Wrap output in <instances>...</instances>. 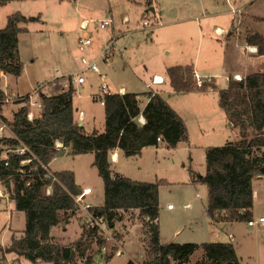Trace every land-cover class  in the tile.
I'll return each instance as SVG.
<instances>
[{
    "label": "rangeland",
    "instance_id": "obj_1",
    "mask_svg": "<svg viewBox=\"0 0 264 264\" xmlns=\"http://www.w3.org/2000/svg\"><path fill=\"white\" fill-rule=\"evenodd\" d=\"M178 1L190 7H185L183 12H190L185 15L192 18L184 22L185 24L180 23L175 26H164L167 18L163 15L158 20L153 19L148 10L147 0L7 2L0 7V29L5 27L7 17L13 13L18 12L26 18V21L20 24L26 30L18 35L17 49L18 60L23 64V69L20 75L9 78L11 83L9 89L16 92L18 90L31 92L38 83L49 82L58 74L74 76L80 73L84 65L78 59L80 52L77 44L82 34L80 25L85 20L89 22L86 31L92 36V43L88 46L85 55L89 60L96 62L99 72L85 70V81L80 85L71 81L76 88L72 103L77 122L83 126L85 132L90 133L93 130L103 132L104 108L99 99L93 98L94 94L98 93L100 84L106 83L114 92L119 87H124L128 92L144 93L147 91L144 83L149 81L153 74L167 77L169 62L178 60L183 63L177 65L182 64L186 68L193 64L195 55L202 61L205 57L204 53L212 56L216 52L224 60L223 63L218 66L210 58L206 62L208 70L215 74L216 89L194 88L188 92L175 91V93L167 88L160 91L157 85L152 86L155 90L159 89L168 106L183 119L186 138L181 139L174 147H168L160 142L158 146L142 148L137 155L121 156L117 162L110 165V168L113 172L122 173L133 180L158 183L159 215L156 223L160 243L201 244L210 241H228L233 243L240 264H264V222H257L251 226L247 224V220L213 224L206 211L208 188L200 180V176L206 171V149L223 146L239 138V127L230 125L226 112L219 104L218 89L227 87L228 81L236 80L232 77L224 79V75H231L234 72L249 74L264 71V55H251L243 48L246 32H258L264 35V0H234L230 7L222 0ZM200 5H205L206 11L211 14L210 22L216 19L215 25L226 27L225 35H228L233 21V26L237 28L235 36L229 38L217 36L206 28L204 23L208 18H202V12L206 11L201 9ZM142 7L145 17L137 16L136 10L131 13L129 11L140 10ZM106 13L112 20L104 29H99L98 21L104 19ZM123 14L130 16L128 24H121ZM144 19L153 24L151 30L149 26L140 29ZM173 28L182 32L183 39L179 35L174 41L165 40L168 32L171 33L170 30ZM176 41H179V44ZM105 46L107 48L103 50ZM166 46L170 49V53L166 50ZM196 68L200 70L198 65ZM46 91L50 93L52 89L46 88ZM143 99L145 101L146 96H143ZM8 107L12 108V114L9 115L11 121L19 105L15 103ZM6 127L3 131L4 136H13L10 126L6 125ZM3 149L0 159L6 158L5 148ZM48 165L53 173L69 172L80 188L89 186L92 192L83 197L85 202L93 206L103 204V181L94 165L92 152L74 154L70 147H64ZM260 177L252 181L254 192L252 220H257L259 216L264 217V175ZM0 193H2L0 194V244L8 246L12 236L21 235L25 215L15 208L7 187L1 180ZM168 204L172 209L167 208ZM121 214L123 220L116 223L114 238L103 239L101 248L92 243V264H125L128 260L140 264L152 259L153 254L148 249L144 217L133 210ZM83 225V212L78 211L77 215L69 218L64 226L60 224L54 227L57 238L53 241L61 245L76 242L81 236ZM214 231L218 234L214 235ZM120 248L123 254L118 255L117 250ZM202 252L201 249H197L190 256L189 262L183 264L200 261ZM0 263L32 264L24 257L15 254H7L3 261L1 252ZM36 264L52 263L37 262Z\"/></svg>",
    "mask_w": 264,
    "mask_h": 264
},
{
    "label": "trees",
    "instance_id": "obj_2",
    "mask_svg": "<svg viewBox=\"0 0 264 264\" xmlns=\"http://www.w3.org/2000/svg\"><path fill=\"white\" fill-rule=\"evenodd\" d=\"M9 1L13 0H0V7ZM25 21L23 15L13 13L7 17L5 27L0 29V69L14 76L20 75L23 69L17 49L18 35L26 30L20 24ZM245 41L256 47L257 54L264 55V35L247 32ZM168 75L176 92L196 88L180 66L170 67ZM67 79L66 88L50 95L40 94L42 109L33 120L27 119L28 108L20 106L12 120L7 121L13 136L0 138V153L5 148L7 155V158L0 159V180L7 187L15 208L25 215L21 235L12 236L8 246L0 244L1 260L4 261L7 254H15L32 264H92V243L103 246L104 240L98 229L85 224L76 242L61 245L50 236L53 226L78 212L72 197L80 188L75 184V178L66 171L52 172L55 180L44 178L48 164L58 153L55 142L59 141L63 147H70L74 154H94V165L103 181L104 193L103 204L92 208L95 215L104 218L110 227L121 220V212L127 210L137 209L144 217L148 249L153 257L140 264H183L197 249L203 251L202 259L194 264H240L230 242L160 243L156 223L159 215L158 183L111 173L109 152L115 148L122 150L125 156H133L144 147L158 146L160 142L174 147L186 138L181 116L157 92L145 93L149 99L143 107L136 93H113L105 97L103 132L93 130L88 133L75 117L72 99L76 88L70 75ZM200 89L216 87L211 84ZM218 92L219 104L228 120L239 127V138L206 149V171L200 176L208 188L206 211L213 222L248 221L252 218V181L264 175V71L233 80ZM140 115L145 120L143 124L138 121ZM18 146L26 151L20 155L14 153L12 149ZM29 158V163H21ZM49 184L52 192L47 194ZM125 264L138 263L128 260Z\"/></svg>",
    "mask_w": 264,
    "mask_h": 264
},
{
    "label": "built area",
    "instance_id": "obj_3",
    "mask_svg": "<svg viewBox=\"0 0 264 264\" xmlns=\"http://www.w3.org/2000/svg\"><path fill=\"white\" fill-rule=\"evenodd\" d=\"M226 1H231V0H226ZM233 12L235 10L232 9ZM111 20L109 18H104L100 21H98L97 27L99 29H104L105 26L110 24ZM87 21H83L80 25V29H82V34L78 38V44L77 48L78 51L80 52V57L79 60L80 62L84 65L83 69L81 70L80 73L72 76L71 81H73L75 84L80 85L85 81V75L84 71L85 70H91L94 72H99L98 66L94 60H89L87 56L85 55V52L88 48L89 45L92 43V36L86 31V28L88 26ZM149 22L147 19L143 20V25H148ZM221 29H216V34L221 35ZM107 46L104 47L103 50H106ZM57 71V70H56ZM7 72L3 69H0V89L3 92V98L0 99V106H7L10 104H17L20 106H26L28 108L27 111V119L28 120H33L34 118L38 117L40 114V111L42 109V103L40 100V94L41 93H47L46 88L52 89V90H58V89H63L68 86V79L67 76H61V75H56L52 79L49 80V82H44V83H38L31 92L28 93H19L13 90L9 89V83L6 80L7 77ZM71 76V75H70ZM188 77L192 80L193 85L196 88H202L205 85H211L215 83V78L213 76L209 75H201L197 70L193 69L190 73H188ZM228 79V77H225ZM232 78L236 80H241V78L238 75H232ZM2 79V80H1ZM4 79V80H3ZM165 81V78L163 76H153L150 82L146 83V88L150 89L153 85L163 83ZM50 84V85H48ZM115 93L110 89V87L106 83L100 84L98 87V93L94 94L93 98L94 99H99V102L101 105H104L105 97L108 95H111ZM119 94H123V89H119L118 91ZM38 111V112H35ZM82 118V117H81ZM139 121V120H138ZM141 123V122H140ZM142 124V123H141ZM7 121L3 119V116L0 114V137H4V130L8 127ZM55 148L57 151L60 149L64 148L63 144L59 141L55 142ZM12 151L16 154H23L26 149L22 146L15 147V149H12ZM7 158V155H6ZM30 162L29 159H24L21 161L22 164H27ZM6 164V162H5ZM44 168H47L44 166ZM44 178H50L55 180L56 177L53 175L52 171L49 169H46V173L44 174ZM51 184H49L46 187V193L50 194L52 192L51 189ZM79 192L76 191L75 194L72 195L78 211H82L84 215V224L87 227L91 228H97L98 233L102 237V239H108L111 240L114 238L113 236V229L108 225V223L105 221L104 218L99 217L95 215L92 212L93 205L90 203H87L83 200V197L86 195H89L92 190L89 186H84L83 188H78ZM1 196V195H0ZM168 208H171V205L167 206ZM257 222H264V217H258L257 220H248L247 224L248 225H254ZM105 249V248H103ZM123 250L120 248V250H117V254L121 255L123 254Z\"/></svg>",
    "mask_w": 264,
    "mask_h": 264
},
{
    "label": "crops",
    "instance_id": "obj_4",
    "mask_svg": "<svg viewBox=\"0 0 264 264\" xmlns=\"http://www.w3.org/2000/svg\"><path fill=\"white\" fill-rule=\"evenodd\" d=\"M227 6H231L232 5V3L234 2V0H231V1H226V0H222ZM127 3H129L130 1H126ZM147 3H148V10H150V13H151V16L153 17V19H155V20H158V19H160V17L163 15V17L165 18H167L166 19V21L164 22V26H167V25H172V26H175V25H177V24H180V23H184V22H186V21H190L191 20V18H192V16H189V17H186V15H185V13H190V12H188V11H186V12H183V11H185V7H188V8H190L189 6H186V4H182V3H180L178 0H147ZM183 5V6H182ZM132 6H134V5H132ZM200 7H201V9L203 8L205 11L207 10V8H206V6L204 5H200ZM143 8L144 7H142V8H140V10L139 9H130L129 11H130V13L132 12V11H135L136 10V15L137 16H143V17H145V12L144 11H142L143 10ZM233 9V8H232ZM139 10V11H138ZM233 10H235V9H233ZM211 16V14L208 12V11H206V12H202V18L204 19V18H208V20H205V27L206 28H208V29H210V31L211 32H213V34H215V35H217V36H219L218 34H216V29H221V35L220 36H226L227 38H229V37H232V36H235V34L237 33V28L236 27H234L233 26V21H231V27H230V29L228 30V35H225V30H226V27L225 26H217V25H215L214 23H215V21H216V19H214V21L213 22H210V20H209V17ZM214 16H216V14H214ZM105 18H109L110 20H112L111 19V17L106 13L105 14V16H104ZM130 22V16L128 15V14H123V16H122V18H121V24H128ZM149 22V21H148ZM218 22H219V20H218ZM185 24V23H184ZM145 26H149L150 27V30L152 29V27H153V24H151L150 22H149V24L148 25H145ZM144 25H143V21H142V28H140V29H142L143 30V27H145ZM131 30V29H130ZM171 31V33L170 32H168V34H167V37L165 38V40L166 41H174L175 39H178L179 38V35H181V37L182 36H184L183 34H182V32L179 30V29H175V28H173L172 30H170ZM131 32V31H130ZM184 32V31H183ZM247 33V32H246ZM246 33H245V35H246ZM166 34V33H165ZM245 35H244V44H243V48H244V50L246 51L247 50V52H248V54H251V55H259V54H257V52H256V47L255 46H253V45H249V44H247L246 43V41H245ZM167 38H170V39H167ZM182 39H183V37H182ZM178 44H179V41H176ZM176 42H174V44H177ZM181 42V41H180ZM109 43V42H108ZM167 43V42H166ZM109 45H110V43H109ZM180 47H181V45H180ZM166 48V50H168V52L170 53V49L166 46L165 47ZM164 48V49H165ZM183 48V47H182ZM204 59L202 60V61H200V60H198V58H197V55H195L194 56V59L192 60L193 61V64L190 66V67H186V68H184L183 66H182V64H180V65H177L178 63H183V62H179L178 60H174V61H171V62H169L167 65H170V66H167V73H166V75H167V77H164L165 78V81L163 82V83H159V84H155V85H157L158 87H159V89H160V91L161 90H163V89H168V90H173L174 92H175V90H174V88H173V86H172V84H171V81H170V78H169V75H168V69L170 68V67H173V66H180L182 69H183V72L185 73V76H186V78L188 77L187 75H188V73H190L193 69H195V70H197V68H196V66L198 65V67H200L199 69V73L201 74V75H209V76H213L214 78H215V74H214V72L213 71H211V70H208V68H207V60H209V58L210 59H212L214 62H215V64H218V66H219V64H222L223 63V59L221 58V57H219L218 56V54L216 53V52H214L213 54H212V56L210 55V54H206V53H204ZM222 56H223V53H222ZM79 57H80V55H79ZM183 58V57H182ZM79 59V58H78ZM80 61V60H79ZM198 62V64H196ZM184 63H187V62H184ZM200 63H203V64H200ZM199 64L201 65V66H199ZM172 65V66H171ZM257 72H263V71H257ZM253 73H256V72H253ZM249 74H252V73H249ZM249 74H241V73H239V72H234L233 74H231V75H224V77H232V75H238L241 79L242 78H244L245 76H247V75H249ZM155 75H157V76H163L162 74H153L152 76H151V78H150V80L149 81H146L145 83H144V86H145V88H146V83H148V82H150L151 81V79L153 78V76H155ZM10 77H13V75H10V74H8L7 75V77H6V80H7V82L9 83V86L11 85V83H10V80H9V78ZM72 77V76H71ZM188 79V78H187ZM224 79H226V78H224ZM2 80V79H1ZM4 80V79H3ZM191 82H192V80L191 79H189ZM167 82H169V83H167ZM228 83H229V81H228ZM168 85V86H167ZM214 85H215V87L217 88V86H216V79H215V83H214ZM228 85V84H227ZM194 86V85H193ZM123 89V93H125V92H128L124 87H119L118 88V90L117 91H115V93H118V91H119V89ZM147 89V91H145L144 93H146V92H149V93H154V92H157V93H159L162 97H163V95H162V93L161 92H159L158 90L159 89H157V90H155V89H153L152 87L150 88V89H148V88H146ZM209 90V89H208ZM14 91H16V90H14ZM52 91H54V90H52ZM50 92V93H48V95H50L51 93H53V92ZM17 92H19V93H23V94H25V93H28L29 91H20V90H18ZM132 93H136V94H138L139 95V99H140V105H141V107H143L145 104H146V102L148 101V99H149V96L148 95H145L144 93H139V92H135V91H132ZM176 93V92H175ZM141 94H142V96H141ZM143 96H146V99H145V101H144V99H143ZM164 98V97H163ZM18 106V105H17ZM2 110V111H1ZM1 110H0V114L3 116V118H5V120L6 121H9L10 120V118H9V115H11L12 114V108L11 107H8V105L7 106H1ZM6 110V111H5ZM35 112H38V111H35ZM82 116H80V118H81ZM141 118V119H140ZM138 120H139V122H141L142 124L144 123V118H143V116L142 115H140L139 117H138ZM230 125H232V124H230ZM164 143V142H163ZM121 156H125L124 155V153H123V151L122 150H120L119 148H115V149H113V150H111L110 152H109V161H110V165L112 164V163H115V162H117L118 161V159L121 157ZM48 168H49V165H48ZM50 170V169H49ZM110 170H111V168H110ZM51 171V170H50ZM111 173L112 174H114V173H116V172H113L112 170H111ZM117 174H119V175H121V176H125L124 174H122V173H117ZM263 177V176H262ZM262 177H260V178H262ZM258 178V177H257ZM0 194H2V193H0ZM253 195H254V192H253ZM168 205H170V204H168ZM167 205V206H168ZM186 207H188V205H186ZM168 208V207H167ZM168 209H172V208H168ZM133 211H138L137 209H134ZM252 216H253V213H252ZM259 217H261V216H259ZM263 217V216H262ZM252 219V218H251ZM123 220V218L121 219V220H119V221H122ZM119 221H115L114 222V226L112 227V229H113V231L114 230H117L116 228H115V225H116V223H118ZM213 224H216V223H218V222H213L212 220H210ZM66 223L68 222V220L67 221H65ZM229 223H232V222H229ZM60 225V224H59ZM57 225H55V226H53L52 227V229H51V233H50V236L53 238V240H56V238H57V232H56V230H54V227H56ZM251 226V225H250ZM145 232V231H144ZM146 233V232H145ZM214 233V235H217L218 233H217V231H214L213 232ZM213 242H216V241H213ZM221 242V241H220ZM224 242H228V241H224ZM231 243V242H230ZM233 244V243H232ZM234 246V245H233ZM235 248V247H234ZM201 257H202V254L200 255ZM112 258V257H111ZM110 260V259H109ZM108 261V260H107ZM237 261L239 262V260H238V257H237ZM189 261H187L186 263H188ZM236 262V261H235ZM240 263V262H239Z\"/></svg>",
    "mask_w": 264,
    "mask_h": 264
},
{
    "label": "water",
    "instance_id": "obj_5",
    "mask_svg": "<svg viewBox=\"0 0 264 264\" xmlns=\"http://www.w3.org/2000/svg\"><path fill=\"white\" fill-rule=\"evenodd\" d=\"M231 124V123H230ZM77 192H79V189H77ZM66 222H62L61 225L64 226Z\"/></svg>",
    "mask_w": 264,
    "mask_h": 264
},
{
    "label": "bare ground",
    "instance_id": "obj_6",
    "mask_svg": "<svg viewBox=\"0 0 264 264\" xmlns=\"http://www.w3.org/2000/svg\"><path fill=\"white\" fill-rule=\"evenodd\" d=\"M141 119V118H140Z\"/></svg>",
    "mask_w": 264,
    "mask_h": 264
}]
</instances>
